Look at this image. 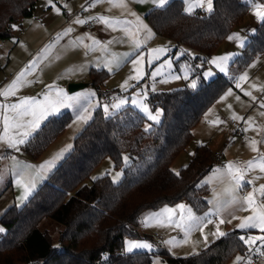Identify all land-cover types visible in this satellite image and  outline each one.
<instances>
[{"label": "trees", "instance_id": "obj_1", "mask_svg": "<svg viewBox=\"0 0 264 264\" xmlns=\"http://www.w3.org/2000/svg\"><path fill=\"white\" fill-rule=\"evenodd\" d=\"M37 2L0 0V39L12 38L13 26L33 17ZM258 2L264 4V0H214L212 12L204 16L188 14L183 0H172L146 15L156 34L175 45L171 56L179 49L186 51L177 62L192 65L198 88L185 86L151 96L150 103L157 101L154 106L163 109L162 122L151 130L145 129L147 118L132 106L112 116L97 109L77 135L73 150L48 179L22 207H11L0 219L5 228L0 235V264H153L156 257L167 264H233L245 254L248 245L240 237L250 231H230L189 257H176L166 250L128 253L125 240L150 238L138 230L147 210L180 202H187L198 214L208 209L210 188L199 182L219 163L212 149L207 144L199 146L179 175L171 167L193 140V130L206 111L257 55H264L262 22L231 63L230 77L203 78L207 60L243 23L251 4ZM109 75L90 70L99 97L104 95L101 86ZM71 120L69 111L49 118L23 145L24 152L38 160ZM125 155L131 157L128 165ZM107 157L123 170L122 181L114 184L105 176L87 184ZM47 222L58 226L55 241L44 228Z\"/></svg>", "mask_w": 264, "mask_h": 264}, {"label": "rangeland", "instance_id": "obj_2", "mask_svg": "<svg viewBox=\"0 0 264 264\" xmlns=\"http://www.w3.org/2000/svg\"><path fill=\"white\" fill-rule=\"evenodd\" d=\"M89 1L52 0V4L60 9V12L57 13L52 4L48 3V0H38L34 16L23 18L16 27H13L14 35L12 38L5 39L4 44L0 46V63L2 65L0 91L7 88L20 72L28 69L23 77V82L14 95L8 97L0 95V105L17 104L25 98L43 101L45 95L49 93L55 96L57 89H63L71 96L87 94L90 91L95 93L93 97L85 95L78 102H69L70 106L61 107L58 112L50 114L42 122L44 123L49 118L59 116L66 111L72 115V120L63 134L51 144L38 161L24 152L23 145L26 142L19 144L16 148L10 147L6 141L0 142V214L12 203L13 191L18 196L20 189L24 190L23 185L17 184V179L20 178L21 174H23L24 180H31L33 171L37 170V177L43 176L44 180H47L73 150L77 135L93 119L97 109H101L106 116H112L123 108L132 106L147 118L145 129L151 130L154 126L159 125L163 119V109L150 103L151 96L171 92L185 86L196 90L199 86L197 79L192 78V65L187 61L179 64L177 62L185 52L181 51L175 56H171L172 49L170 51L166 41L154 35L144 15L139 14L134 8L136 6L142 10L143 6H151L157 0H141V4H137L134 0H126L128 3H126V7L114 6L109 0H97L94 4H90ZM184 1L188 14H194L197 9L203 6L207 9L206 0L203 6H200L197 0ZM245 2L250 3L251 0H245ZM255 4L264 5L259 2ZM95 10L99 12L106 10L105 17L113 22L112 32L116 31L114 36L117 35L114 37V44L106 55L98 54L97 59L93 62H87L99 49L92 47L88 34L80 31L83 24H78L75 21L77 19L84 20L92 15L91 13H94ZM200 10L202 11V9ZM137 17L143 21L144 25H147V29L139 27ZM114 21H120V23L115 24ZM259 22L261 19L254 14V4H251L241 26L236 28L222 42L204 68L206 81L212 80L218 74L230 77L232 60L243 53L248 33L254 32ZM125 28L129 31H125ZM148 29L151 30V34H149ZM229 37L233 38L229 39ZM136 41L140 42L139 46H137ZM159 48H163L165 51L159 54L153 53V49ZM222 56L229 57L227 61H221L226 69L223 72L211 63L213 59ZM138 57H143L142 63L136 65L142 70L143 75L139 79H130L136 75L133 61ZM33 61H35L34 66L32 65ZM107 61H111V71H109L110 75L103 84L104 86H101L104 95L99 97L97 89L91 84L90 67L101 66ZM186 69L188 79H184ZM208 72H211L210 76L205 75ZM76 73H84L82 78L88 85L71 92L69 90L70 84L77 83L73 79ZM245 73H247V80H241L240 77ZM175 77H179V79ZM193 81L197 85L195 88L191 87ZM234 83L239 84V87L236 85V90H227L228 92L206 111L202 120L194 128L193 140L171 167L175 173L186 167L198 146L202 144L200 142L222 150L220 157H218L219 163L199 182L200 186L207 184L210 188L208 209L202 214H198L189 206L196 217L204 218L205 223L202 230L194 228L186 236L184 228L176 227L174 223L168 222L166 217H161L163 223H156L154 220L147 224L144 223L147 216L163 213L164 209H174L172 220L179 223L182 214L187 216L186 210L179 208V205H183L182 203L163 206L156 210H147L141 216L139 231L147 230L150 238H127L125 240L126 252L131 253L127 250L128 243L131 241L151 245V249L135 248L132 252L147 251L152 253L158 250H166L176 257H189L198 254L203 249V247H198V244L205 240L209 231L217 230L216 218L219 221L221 219L225 221L223 224H219L220 231L253 228L257 232H251L249 235L252 237L264 236V232H261L259 228L241 229L239 227L245 218L254 215L246 203L239 202L224 206H221L220 203L231 199L230 194L226 191L229 187L234 186V181L227 171V165L231 163L245 169L243 186L234 191L237 199L242 201L244 197L252 193L255 200L254 206L264 205L262 202L264 195L259 191L260 187L264 185V172L260 171L258 167L247 168L248 162L259 161L264 158V55H257L243 69ZM105 92L109 93L105 94ZM246 93H251V95H246ZM229 95L232 96L229 97ZM109 98H111V102H109ZM120 100H124L126 103L119 107H113V105L119 104ZM134 100L137 103H133ZM141 103L146 104L153 115L158 114V120H150L140 107ZM104 105L109 106L107 113L104 111ZM4 113L11 115L6 109ZM80 115H85L88 118L80 120L78 118ZM233 116L243 118L236 120L240 124L239 128L233 126L236 123L233 122L232 124ZM30 119V116L25 117V120ZM213 121H221L222 123L214 124ZM16 131L13 130L11 134L15 135ZM37 131L38 129L31 136ZM2 133L3 122L0 120V134ZM208 136H212L213 141L205 143L204 140ZM253 141L256 142L255 151L252 147ZM58 153H62V155L56 158ZM49 161H52L50 167L40 168L41 165ZM130 162L131 157L125 155L124 164L128 165ZM25 165L33 167L25 168ZM217 169L220 171L216 172ZM105 176H109L114 184H119L123 179V170L116 168L113 159L110 157L102 161L87 184L91 185L97 179ZM37 177L34 176L33 178ZM242 194H245L244 197ZM208 220L211 223H208ZM0 228L4 229L3 232H0L1 235L5 233V228L1 224ZM44 228L48 229L53 241H55L58 237V226L53 222H47ZM157 237L163 238L164 243L162 245L158 243ZM169 241L174 243L170 244ZM157 262L167 264L159 257L154 258L153 264H157Z\"/></svg>", "mask_w": 264, "mask_h": 264}, {"label": "snow or ice", "instance_id": "obj_3", "mask_svg": "<svg viewBox=\"0 0 264 264\" xmlns=\"http://www.w3.org/2000/svg\"><path fill=\"white\" fill-rule=\"evenodd\" d=\"M110 3H112L114 6H121L126 7V4H124L123 0H109ZM205 0H197V3L200 6L204 5ZM49 4H52V0H48ZM158 3L160 6H163L166 3V0H158ZM207 4V10L209 12L213 9L212 0H206ZM52 7L57 11V13L60 12V9L57 8L54 4H52ZM189 11H191V8H189ZM254 14L261 19L262 22H264V5L260 4H254ZM135 15V13H133ZM99 20H101L103 23L107 24L108 26H113V22H110L108 18L106 17H99ZM78 24L85 23L84 20L77 19L75 21ZM137 22L139 27H143L147 29V25L143 24V21L140 20L139 17H137ZM115 24H119L120 21H114ZM129 23V22H125ZM13 27H16L15 25ZM125 31H129L127 28L124 29ZM71 31V29H69ZM149 34H151V30L148 29ZM131 34V33H129ZM233 37H229V39H232ZM94 43H97L94 41ZM139 41H136L137 46H139ZM153 53L159 54L161 52H164L165 49L159 48V49H153ZM229 59L228 56H222L217 57L211 61V63L215 64L220 70L223 72L225 71V66L221 61H227ZM143 57H138L133 61V65L136 71V75L133 77H130V79H139L143 72L140 68L136 67V65H139L142 63ZM32 65H35V61L32 62ZM109 68V71H111V61H107L106 65ZM169 67L171 65L169 64ZM28 71L26 68L24 71L20 72L17 77L13 80V82L8 85L7 88H5L3 91H0V95H3L5 97H8L9 95H14L16 90H18L20 84L23 82V77L25 76V73ZM155 75V74H153ZM205 75L210 76L211 72L205 73ZM176 79H179V77H175ZM247 73L242 75L240 77L241 80H247ZM184 79H188L187 69L185 70ZM126 86V85H125ZM197 85L195 81H193L191 87L195 88ZM239 87V84L237 85ZM231 94V92H229ZM87 97H93L95 96L94 92H88L87 94H78L76 96H71L68 93H66L63 89H57L56 95L52 96L51 93L48 95H45L43 101H38L33 98H25L20 103L17 104H11V105H0V120L3 122V133L0 134V142H7L10 147L16 148L19 144L25 143L26 139L32 135L34 131L39 129L41 127V124L44 120L47 119V117L55 112H58L61 107L70 106L69 102H78L80 99H82L84 96ZM246 95H251V93H246ZM254 98V97H253ZM126 101L120 100L119 104L113 105V107H119L122 104H125ZM133 103H137V101H133ZM140 107L143 109V111L148 115V118L150 120H158V114L153 115L152 112L149 110L148 106L144 103L140 104ZM7 110L11 113V115L5 114L4 110ZM109 110L108 105H104V111L107 113ZM85 112H87V109H85ZM30 116V120H25V117ZM80 120H86L88 117L85 115H80L78 117ZM233 119L235 120H241L242 117L239 116H233ZM214 124L216 123H222L221 121H213ZM17 130L15 135H12V131ZM255 141L252 142L253 150H256L255 147ZM70 147V146H69ZM62 155V153H58L56 158H59ZM52 165V161L47 162L44 165H41L40 168L44 169L46 167H50ZM25 168H31L33 166L31 165H25ZM258 167L260 171L264 172V158L260 159L259 161H250L248 162L247 168L252 169ZM220 170L217 169L216 172H219ZM227 171L228 174L231 176V179L234 181V186L229 187L226 189V191L230 194L231 199L229 201H223L220 202L221 206H224L225 204H236L239 202L246 203L249 208H251L254 215L249 216L245 218L239 225L241 229L248 228V227H255L259 228L261 232H264V205H261L259 207L254 206L255 200L252 193H249L246 197L243 198L242 201L238 200L237 197L234 195L235 189L241 188L243 186L244 181V174L245 169H242L234 164H228L227 165ZM179 175V173H177ZM17 184L21 185L23 184L24 187V196L21 199H26L27 196L31 192L32 184L29 181L28 183H24L23 174H21L20 178L17 179ZM255 191V189H254ZM260 193L264 195V185H262L259 189ZM219 200V198H218ZM179 208L181 210H184L186 208L185 205H179ZM174 209H164L163 213L158 214H150L147 216L144 220V223H148L149 221L154 220L156 223H163V220H161V217H166L167 221L170 223H174L176 227L178 228H184L185 235L187 236L191 230L194 228H199L202 230V226L205 223L204 218L196 217L194 213H192L191 209H187V216L181 215L180 216V222L177 223L176 221L172 220V215L174 213ZM208 223H211L210 220L207 221ZM225 221L221 219L219 221V224H223ZM219 224L216 226L217 230L214 233V235L217 236H224L225 233L221 232L219 230ZM4 229L0 228V232H3ZM241 240H245V237H240ZM205 240H207V237L205 236ZM261 241V247H264V236L260 237H252L248 240H245L247 244L254 245L256 241ZM169 243H174L173 241H169ZM135 248H147L151 249L150 244H141L139 242H129L128 243V251L132 252ZM262 256H264V251L260 253ZM239 261V257L237 258ZM159 264V262H157ZM251 264V262H249Z\"/></svg>", "mask_w": 264, "mask_h": 264}, {"label": "crops", "instance_id": "obj_4", "mask_svg": "<svg viewBox=\"0 0 264 264\" xmlns=\"http://www.w3.org/2000/svg\"><path fill=\"white\" fill-rule=\"evenodd\" d=\"M95 1H97V0H90L89 2H90V4H94V2ZM134 1H136V3L137 4H141V0H134ZM172 0H166V3L163 5V6H160L159 5V3H158V0L156 1V2H154V4L153 5H151V6H143V8H142V10L141 9H139V8H137L136 6L134 7L135 8V10L139 13V14H141V15H144V17H145V19H146V15L151 11V10H153V9H155V8H163V7H165L169 2H171ZM214 1V0H213ZM243 1H245V0H243ZM123 2H124V4H126L127 2H126V0H123ZM183 2H184V4H185V1L183 0ZM128 4V3H127ZM213 4V3H212ZM200 9H202V11H203V13H211V12H209L206 8H204V6L202 7V8H200ZM200 9H197L196 10V12L198 11V10H200ZM213 10V9H212ZM36 11V10H35ZM104 12H99L98 10H95V12L93 13H91L92 15H89L87 18H85L84 19V21H85V23H83V26L81 27V32H85L86 34H88V39H89V42L90 43H92V47H94V48H98L99 50L94 54V55H92L91 57H90V59L87 61V62H93L95 59H97V57H98V54L99 55H106L109 51H110V47L114 44L113 43V41H114V37H116V35L114 36V34L116 33V31L115 32H112V26L110 27V26H108L107 24H105V23H103L101 20H99L98 18L99 17H105L106 16V10H103ZM201 11V10H200ZM185 12L186 13H188L187 11H186V9H185ZM196 12H194V14H196ZM91 20H96L97 22V29L96 30H94V31H90V30H88V29H86L85 28V25H86V23L88 22V21H91ZM147 21V20H146ZM262 23V21L261 22H259L258 24H257V26H256V28H255V30H254V32H252V33H248V37H247V39H246V42H245V46H246V44L248 43V41H249V39H250V37L256 32V29H257V27L260 25ZM149 24V23H148ZM150 26V25H149ZM241 26V25H240ZM150 28L152 29V31L154 32V35L156 36V37H160V38H162V39H164L165 41H166V44H167V47L170 49V51H171V49L173 50L174 49V47H175V45L171 42V41H169L168 39H165V38H163V37H161V36H158L157 34H156V32L153 30V28L150 26ZM238 28V27H237ZM236 29V28H235ZM234 29V30H235ZM234 30L232 31V32H234ZM231 32V33H232ZM94 41H96L97 43H94ZM245 46H244V48H245ZM181 51H184L185 52V54L182 56V57H184L185 55H186V51L185 50H183V49H179L178 50V52H175L172 56H175L177 53H179V52H181ZM171 53V52H170ZM190 54H193V55H195V53L194 52H190ZM192 55V56H193ZM241 55V54H240ZM240 55H237L236 57H238V56H240ZM181 57V58H182ZM212 57V56H211ZM211 57L207 60V62H206V64H205V66H204V68L206 67V65H207V63L210 61V59H211ZM235 57V58H236ZM180 58V59H181ZM234 58V59H235ZM233 59V60H234ZM233 60H232V62H233ZM231 62V63H232ZM106 64H103V65H101V66H91L90 67V70L91 69H97V70H104V71H107L108 73H109V68L107 67V66H105ZM230 71H231V67H230ZM193 72V71H192ZM83 74L84 73H76L75 74V76L73 77V79H74V81H76L77 83H84V84H86V86L88 85V83H85V80H83V78H82V76H83ZM110 74V73H109ZM230 74H231V72H230ZM218 75H221V74H218ZM217 75V76H218ZM217 76H215V77H217ZM221 76H223V75H221ZM239 76V75H238ZM237 76V77H238ZM214 77V78H215ZM203 78L205 79V77H204V71H203ZM214 78H212V79H214ZM107 81V80H106ZM105 81V82H106ZM205 81H206V79H205ZM104 82V83H105ZM237 84L236 83H233V85L232 86H230L229 88H228V90H236L237 89V86H236ZM104 86V85H103ZM178 89H180V88H178ZM176 90V89H175ZM101 91H102V93H104V91L102 90V87H101ZM226 92H228V91H226ZM225 92V93H226ZM107 93H109V92H105V94H107ZM224 93V94H225ZM224 94L222 95V96H224ZM221 96V97H222ZM230 96H232V95H229V97ZM220 97V98H221ZM219 98V99H220ZM111 98H109V102H111L112 100H110ZM233 122H236L238 125H240L235 119H233L232 120V124H233ZM43 124V123H42ZM41 124V125H42ZM233 126H234V124H233ZM193 133H194V130H193ZM205 143H207V142H212L213 141V137L212 136H208L205 140ZM200 143H202V144H200L199 146H201V145H203L204 144V142H200ZM208 145V144H207ZM198 146V147H199ZM211 149H212V151L214 152V154L217 156V157H220V155H221V148H213V147H211L210 145H208ZM42 157V156H41ZM36 161H38V160H36ZM37 173H38V171L37 170H34L33 171V175L31 176V180L30 179H26V180H24V183H28L29 181L31 182V184H32V188H31V192H30V194L27 196V198L26 199H21L23 196H24V190H22V189H20V191H19V195L17 196L15 193H14V191H13V199H12V203L10 204V206H8V208L7 209H5V210H2V212H1V214H0V219L3 217V215L6 213V211L7 210H9L11 207H13V206H16V207H22L28 200H29V198L33 195V193L36 191V189H38V185L40 184V186L42 185V183L44 182V181H46V179L44 180V178H43V176H41L40 178H38L37 177ZM37 177V178H33V177ZM33 179V180H32ZM21 185H23V184H21ZM244 195L245 194H242V196L244 197ZM29 197V198H28ZM183 204V205H185L186 206V208H185V210H186V212H187V209H189L190 207V205L187 203V202H180V203H178V204ZM177 205V204H176ZM216 223L217 224H219V220H217V218H216ZM140 227V226H139ZM138 230H139V228H138ZM234 230H239V229H234ZM233 231V230H232ZM239 231H250V232H257V230H255V229H253V228H251V229H249V230H239ZM140 232V234L141 235H149L148 234V232H147V230L146 231H139ZM206 232V231H205ZM208 232V231H207ZM216 231H209L208 232V235L206 236L207 237V240H203L200 244H198V247H203V249L202 250H204V249H206L210 244H212L214 241H216V240H218L219 238H221V237H223V236H217V235H214V233H215ZM221 232H223V233H225V234H227L228 232H230V231H221ZM197 247V248H198ZM239 263V261H238V259H236L235 261H234V263L233 264H238Z\"/></svg>", "mask_w": 264, "mask_h": 264}, {"label": "built area", "instance_id": "obj_5", "mask_svg": "<svg viewBox=\"0 0 264 264\" xmlns=\"http://www.w3.org/2000/svg\"><path fill=\"white\" fill-rule=\"evenodd\" d=\"M196 14L207 16L206 13H203L200 10H198ZM96 22H97L96 20L88 21L85 25V28L90 31L96 30L97 29ZM3 44H4V41L0 39V46H2ZM157 103H158L157 101H154L153 104L157 105ZM234 126L239 128V125L237 123H234ZM243 237H245V240L252 238V236L249 234H246ZM157 240L160 245L164 243L163 238L161 237H157ZM245 240H243V242L246 245H248V249L246 250L245 254L240 257L238 264H249V262H251V264H264V256L260 254L262 251H264V247H261V241L257 240L254 245L250 246L249 244L245 242Z\"/></svg>", "mask_w": 264, "mask_h": 264}, {"label": "water", "instance_id": "obj_6", "mask_svg": "<svg viewBox=\"0 0 264 264\" xmlns=\"http://www.w3.org/2000/svg\"><path fill=\"white\" fill-rule=\"evenodd\" d=\"M84 87H86V84L84 83H71L69 86V90L73 92V91L79 90Z\"/></svg>", "mask_w": 264, "mask_h": 264}]
</instances>
